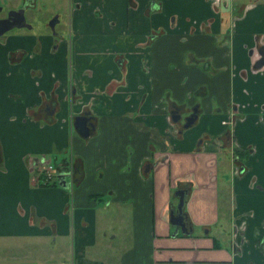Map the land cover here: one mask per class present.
<instances>
[{
    "label": "crops",
    "instance_id": "crops-1",
    "mask_svg": "<svg viewBox=\"0 0 264 264\" xmlns=\"http://www.w3.org/2000/svg\"><path fill=\"white\" fill-rule=\"evenodd\" d=\"M27 1L56 22L0 36V264H264V0Z\"/></svg>",
    "mask_w": 264,
    "mask_h": 264
},
{
    "label": "water",
    "instance_id": "water-1",
    "mask_svg": "<svg viewBox=\"0 0 264 264\" xmlns=\"http://www.w3.org/2000/svg\"><path fill=\"white\" fill-rule=\"evenodd\" d=\"M55 22H56V18L52 17L48 22V26L52 28ZM22 27H26V28L29 27V25L26 24L25 22L22 9H16V10L11 9L7 12V17L0 19V35L4 34L5 32L9 31L12 28H22ZM263 63H264V55H262L261 59L257 62V65L260 66ZM176 119H178V115L176 117H172L173 121H175ZM194 119H195V114L194 112H192L191 115L185 118V123L183 124V128L190 126L194 121ZM72 125L74 130L77 132L79 136L83 138L88 136L90 125L88 123V118L85 115L75 116ZM55 184L63 189L64 188L68 189L67 183L62 175H56ZM175 195L177 196V201H178L175 210L176 214L174 215L173 213L174 211L173 209H171V213L169 215L170 224L175 227L174 233H176L178 230L180 231V233H190L191 230L187 229L184 223L181 222L180 220L183 217L181 213V207L183 205L182 203L183 192L177 190L175 191ZM174 219H177V221L175 220L176 222H174Z\"/></svg>",
    "mask_w": 264,
    "mask_h": 264
},
{
    "label": "rangeland",
    "instance_id": "rangeland-1",
    "mask_svg": "<svg viewBox=\"0 0 264 264\" xmlns=\"http://www.w3.org/2000/svg\"><path fill=\"white\" fill-rule=\"evenodd\" d=\"M19 2L20 1H17V0H0V16L4 15L7 11H9L11 9H16L19 6ZM45 7L46 6H45L44 2L38 1L36 9L26 8L24 11L25 21L29 26H31V28L30 29L12 28L9 31L5 32L2 37L13 36V35H28V34H32V33L38 34L41 31H48L47 25H48V22L51 18L49 17V13L44 10ZM58 13H59L60 25L66 27L67 26L66 20L68 19L67 12L64 10V8H62V9H60V11ZM56 30H59V27H57ZM65 30H66V28H65ZM47 157L48 156H46V158ZM52 163H53V161H52ZM67 163H68V161H66L63 164H56V165L57 166L61 165L60 168H62ZM51 165L53 167V164H51ZM71 172H72V178H73V168H71ZM72 184H73V182H72ZM224 191H225V187L223 189L219 188L220 203H222L224 201V199H222V197H224L226 195L224 193ZM220 216H221L220 220L223 221L224 217L222 215H220ZM115 224H117V223H115ZM218 240L222 244L226 243L227 237H226L224 231H223V233H221V235H219Z\"/></svg>",
    "mask_w": 264,
    "mask_h": 264
},
{
    "label": "built area",
    "instance_id": "built-area-1",
    "mask_svg": "<svg viewBox=\"0 0 264 264\" xmlns=\"http://www.w3.org/2000/svg\"><path fill=\"white\" fill-rule=\"evenodd\" d=\"M225 1V0H220ZM39 164L40 167L37 170V180L39 183L47 184V183H55L56 175H62L67 183L68 190L72 188V172H71V161H69L64 167L58 169L57 171L53 169L52 165L48 162L41 161Z\"/></svg>",
    "mask_w": 264,
    "mask_h": 264
},
{
    "label": "flooded vegetation",
    "instance_id": "flooded-vegetation-1",
    "mask_svg": "<svg viewBox=\"0 0 264 264\" xmlns=\"http://www.w3.org/2000/svg\"><path fill=\"white\" fill-rule=\"evenodd\" d=\"M28 2H29V1H27V0H21L19 7H17V9H22V10H23V15H24V11H25V9H26V6H25V5H27ZM15 10H16V9H15ZM7 12H8V11H7ZM7 12H6L4 15L0 16V19L7 17ZM24 18H25V16H24ZM25 22H26V21H25ZM26 24H27V23H26ZM22 28H26V27H22ZM28 28H29V27H28ZM0 36H3V34L0 35ZM260 51L263 52V53H261ZM256 54H257V58H256V59L254 60V62H253V69H254V70L260 69L261 67L264 66V63H263L262 65H260V66L257 65V62L261 59L262 55H264V45L259 44V45L256 47ZM261 109L264 110V107H261ZM192 112H194V114H195V118H196V116H197V109H196L195 107H192V108L189 110V112L187 113V115L182 116V120H181V126H182V127H183V124L185 123V118L188 117L189 115H191ZM177 115H178V118H179L180 116H179L178 112H177L176 110H174V111H172V112L170 113V118L172 119V117H176ZM194 120H195V119H194ZM175 121L178 122V119H176ZM222 123H223V125L226 127V130H225V132H224L223 134H224L225 136H227V135H229V129H228V128L230 127V124L232 123V117L229 118L228 120H223ZM175 220L177 221V219H174V222H176ZM180 220H181V222L184 223V225L186 224V221H185V217H184V216H183L182 219H180ZM180 220H179V221H180Z\"/></svg>",
    "mask_w": 264,
    "mask_h": 264
},
{
    "label": "trees",
    "instance_id": "trees-1",
    "mask_svg": "<svg viewBox=\"0 0 264 264\" xmlns=\"http://www.w3.org/2000/svg\"><path fill=\"white\" fill-rule=\"evenodd\" d=\"M249 149H245L244 151L242 149H233V154L237 156V158H240L241 155L243 154V156L241 157V159L245 158L248 155ZM74 173V171H73ZM39 186H54L55 183H47V184H43V183H38Z\"/></svg>",
    "mask_w": 264,
    "mask_h": 264
}]
</instances>
